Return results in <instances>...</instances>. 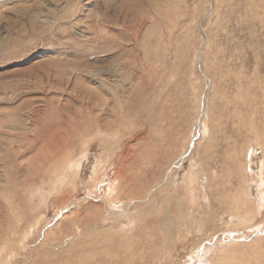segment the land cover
Instances as JSON below:
<instances>
[{
  "label": "rangeland",
  "instance_id": "374dc122",
  "mask_svg": "<svg viewBox=\"0 0 264 264\" xmlns=\"http://www.w3.org/2000/svg\"><path fill=\"white\" fill-rule=\"evenodd\" d=\"M161 192L172 237L143 241ZM0 248L264 264V0H0Z\"/></svg>",
  "mask_w": 264,
  "mask_h": 264
},
{
  "label": "bare ground",
  "instance_id": "6f19581e",
  "mask_svg": "<svg viewBox=\"0 0 264 264\" xmlns=\"http://www.w3.org/2000/svg\"><path fill=\"white\" fill-rule=\"evenodd\" d=\"M43 9H45V8H43ZM47 15V14H46ZM99 71V70H98ZM258 73V72H257ZM95 75V74H94ZM98 75V74H97ZM112 82V81H111ZM110 83V82H109ZM107 85V84H106ZM109 86V85H108ZM109 87H111V86H109ZM56 88V87H55ZM63 88V87H62ZM105 88V87H104ZM112 89V88H111ZM117 89V88H116ZM117 92V91H116ZM115 92V93H116ZM116 104V103H115ZM89 108V107H88ZM82 110V109H81ZM88 110V109H87ZM43 112V111H42ZM96 113V112H95ZM205 113V112H204ZM123 117V116H122ZM68 118V117H67ZM79 121V120H78ZM79 123V122H78ZM101 123V122H100ZM116 123V122H115ZM107 126V125H106ZM112 126V125H111ZM74 127H76V125L74 126ZM52 129V128H51ZM54 129V128H53ZM52 131V130H51ZM137 132V131H136ZM53 134H55L56 135V132L55 133H53ZM48 136V135H47ZM56 137V136H55ZM46 138V137H45ZM132 138V137H131ZM85 146V145H84ZM89 146V145H88ZM87 147V146H86ZM88 152V151H87ZM87 155V154H86ZM182 156V155H181ZM196 164V163H195ZM117 167V166H116ZM172 168V167H171ZM123 169V168H122ZM130 169H133L134 170V168L133 167H131ZM117 171H119V173L121 174V172H120V170H117ZM116 171V172H117ZM169 173V172H168ZM120 174L119 175H117V176H119L120 177ZM91 176V175H90ZM131 176L132 177H134L135 176V173L133 172V174H131ZM115 177H116V175H115ZM114 177V178H115ZM113 178V179H114ZM110 179V178H109ZM112 179V180H113ZM60 180H61V177H60ZM122 181V180H121ZM192 181H195V180H192ZM61 182V181H60ZM99 182H101L100 180L97 182V184L99 183ZM256 182V181H255ZM58 183H59V181H58ZM201 183V182H200ZM96 184V185H97ZM132 184L137 188L140 184L137 182V181H132ZM114 190L117 188V186L116 185H118V183H114ZM193 187H195V185L193 186ZM198 187V186H197ZM196 187V188H197ZM191 188V187H190ZM100 189V188H99ZM126 189V187H124V183H123V181H122V188L120 189V191H121V193H123L124 192V190ZM192 190H193V188H192ZM153 191V190H152ZM91 192V191H90ZM151 193V192H150ZM100 194V193H99ZM164 194V192H161L160 193V196H162ZM201 194V193H200ZM100 196V195H99ZM121 195H118L117 197H120ZM169 195H165V196H162V197H160L159 199L160 200H158L157 201V203L156 204H154L153 205V208H152V211H154L155 210V213L157 214V216H156V220H154L151 224H149V226H148V228H147V225L143 222V221H146L145 219L144 220H140L139 221V227L137 228V230L138 231H141L143 234V236H144V239H143V241H145L146 239H148L149 241L150 240H152V239H154L155 237H158V233L160 232L161 233V235H169V236H171L172 237V233H171V231H172V224H173V222H174V215L172 214L173 212H168L169 211V207H170V205H171V201L169 200V197H168ZM90 197V196H89ZM197 197V196H196ZM148 199V198H147ZM167 199H168V204H167V206H165L164 204H165V202L167 201ZM102 200V199H101ZM100 200V201H101ZM99 201V200H98ZM146 201V200H145ZM173 201H175L177 204H179V200H177V199H173ZM110 203H114V201L111 199V201H109ZM119 202V201H118ZM117 202V203H118ZM74 204V203H73ZM100 204H101V202H100ZM105 205L106 206V208H105V210L106 211H108V209H110L108 206H107V203H106V201H103L102 202V205ZM159 205H160V208H159ZM131 206V205H130ZM179 206V205H178ZM178 206L176 207V211H177V209H178ZM72 207V206H71ZM133 208H134V206H132L131 208H130V210H128V211H124L123 212V209H115L114 210V213H113V215H115L117 218H119V217H121L122 219H124V218H126V216L128 215V214H130L132 211H133ZM171 208V207H170ZM241 208V207H240ZM175 209V208H174ZM173 209V210H174ZM168 210V211H167ZM104 211V210H103ZM175 211V212H176ZM21 213V212H20ZM117 213V214H116ZM154 213V212H153ZM188 214H189V212L186 214V217L185 218H182V219H180L178 222H179V226H186V222H187V218H188ZM44 216V215H43ZM43 216H41L40 218H38L37 219V224L36 225H31V226H29L28 225V228L26 229V232L23 234V237H22V241L24 242L28 237H29V234H32V232L33 231H35V228H37V227H40V224H41V220H43ZM67 217V216H66ZM115 217V220H117V218ZM178 217H181V213H179V215H178ZM134 220V222L137 224L138 223V219L137 218H134L133 219ZM55 222V221H54ZM52 224V223H51ZM37 226V227H36ZM47 227V226H46ZM128 227V229H130V232H128V233H126L125 235H130V234H132V233H134V231L135 230H133L132 229V226L131 225H128L127 226ZM121 228H126V226H122ZM47 229H48V227H47ZM183 229V228H182ZM47 234V233H46ZM14 236V235H13ZM176 238L178 239V238H180V236H176ZM228 239V238H227ZM66 241V240H65ZM1 242H3V241H1ZM66 243V242H65ZM67 244V243H66ZM34 245H35V243H34ZM67 246V245H66ZM144 246H146V245H144ZM74 248V247H73ZM98 249H100V247H97ZM166 248H169L168 250H169V252H170V254H172V253H174L175 252V250H176V247H157V250H158V252H162V251H164ZM202 251V250H201ZM2 252H3V250L0 248V260H1V257H2ZM191 254V253H190ZM13 255V254H12ZM91 255V254H90ZM194 256V255H193ZM32 257V256H31ZM191 257V256H190ZM7 259H9V254L7 255V257H6ZM203 258V257H202ZM31 260V259H30ZM7 263V262H6ZM9 263V262H8ZM29 263V262H28ZM218 263V262H217ZM0 264H4L3 262L2 263H0ZM24 264V263H23ZM200 264V263H199Z\"/></svg>",
  "mask_w": 264,
  "mask_h": 264
}]
</instances>
